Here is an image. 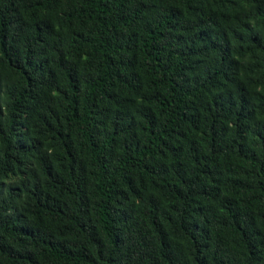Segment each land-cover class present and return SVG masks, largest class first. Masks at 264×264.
<instances>
[{
  "label": "trees",
  "instance_id": "trees-1",
  "mask_svg": "<svg viewBox=\"0 0 264 264\" xmlns=\"http://www.w3.org/2000/svg\"><path fill=\"white\" fill-rule=\"evenodd\" d=\"M0 264H264V0H0Z\"/></svg>",
  "mask_w": 264,
  "mask_h": 264
}]
</instances>
